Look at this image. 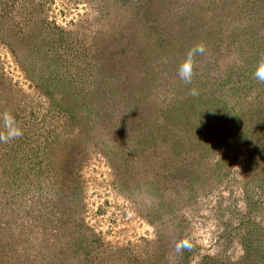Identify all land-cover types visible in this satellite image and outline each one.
Wrapping results in <instances>:
<instances>
[{
	"label": "rangeland",
	"instance_id": "1",
	"mask_svg": "<svg viewBox=\"0 0 264 264\" xmlns=\"http://www.w3.org/2000/svg\"><path fill=\"white\" fill-rule=\"evenodd\" d=\"M260 61L264 0H0V264H264Z\"/></svg>",
	"mask_w": 264,
	"mask_h": 264
},
{
	"label": "clouds",
	"instance_id": "2",
	"mask_svg": "<svg viewBox=\"0 0 264 264\" xmlns=\"http://www.w3.org/2000/svg\"><path fill=\"white\" fill-rule=\"evenodd\" d=\"M204 46L198 45L194 49L190 50L187 56V59L179 66L178 75L181 80L185 83H191L193 77V67H194V56L197 53H203ZM254 78L257 80L264 82V61H260L257 65V68L254 72ZM192 95H196L197 92L195 89L191 90ZM5 126L9 129L8 134L6 136L0 137V139L8 140L14 137H18L22 135V132L15 128V120L10 114L4 115Z\"/></svg>",
	"mask_w": 264,
	"mask_h": 264
}]
</instances>
